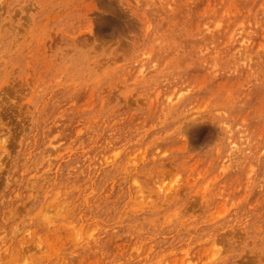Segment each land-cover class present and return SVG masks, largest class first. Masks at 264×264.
Listing matches in <instances>:
<instances>
[{
	"label": "rangeland",
	"instance_id": "374dc122",
	"mask_svg": "<svg viewBox=\"0 0 264 264\" xmlns=\"http://www.w3.org/2000/svg\"><path fill=\"white\" fill-rule=\"evenodd\" d=\"M0 264H264V0H0Z\"/></svg>",
	"mask_w": 264,
	"mask_h": 264
},
{
	"label": "bare ground",
	"instance_id": "6f19581e",
	"mask_svg": "<svg viewBox=\"0 0 264 264\" xmlns=\"http://www.w3.org/2000/svg\"><path fill=\"white\" fill-rule=\"evenodd\" d=\"M168 100L171 103L174 101L173 98H171V97H169ZM222 128H223V132H222L223 134L230 135V129L226 125H223ZM236 151H239V149H238L237 145L234 143L232 146L231 152L234 154Z\"/></svg>",
	"mask_w": 264,
	"mask_h": 264
}]
</instances>
